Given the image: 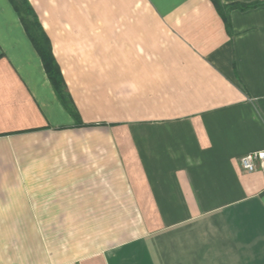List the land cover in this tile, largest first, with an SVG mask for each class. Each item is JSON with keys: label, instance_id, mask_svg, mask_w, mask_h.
I'll return each instance as SVG.
<instances>
[{"label": "crops", "instance_id": "0c3cea01", "mask_svg": "<svg viewBox=\"0 0 264 264\" xmlns=\"http://www.w3.org/2000/svg\"><path fill=\"white\" fill-rule=\"evenodd\" d=\"M28 2L81 122L0 0V264H264V5Z\"/></svg>", "mask_w": 264, "mask_h": 264}, {"label": "trees", "instance_id": "16d2710c", "mask_svg": "<svg viewBox=\"0 0 264 264\" xmlns=\"http://www.w3.org/2000/svg\"><path fill=\"white\" fill-rule=\"evenodd\" d=\"M214 4L218 13L224 18L226 25L229 26L228 15L231 10L239 9V10H247L251 8H255L261 5H264V0H257L252 2H231V3H222L219 0H210ZM12 5V9L18 14L19 22H21L25 34L31 41L34 49L38 53L40 60L42 62L44 73H46L48 80L50 82V86H52L54 92L58 96L60 102L62 103L65 111H67L72 118L74 119V124H79L80 117L78 112L75 111V107L72 104L70 98H68V94L65 89L64 82L62 80L61 74L59 72L58 67L56 66L54 60L52 59V54L50 51L49 41L44 34V31L37 21V17L34 13L32 6L28 2V0H9Z\"/></svg>", "mask_w": 264, "mask_h": 264}, {"label": "built area", "instance_id": "2783aa9c", "mask_svg": "<svg viewBox=\"0 0 264 264\" xmlns=\"http://www.w3.org/2000/svg\"><path fill=\"white\" fill-rule=\"evenodd\" d=\"M239 161L243 169L248 171L260 169L264 177V149L251 151L245 155H241Z\"/></svg>", "mask_w": 264, "mask_h": 264}]
</instances>
